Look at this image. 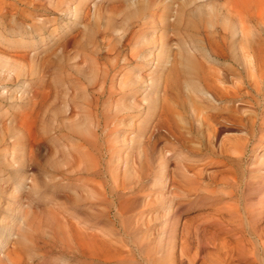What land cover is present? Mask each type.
Here are the masks:
<instances>
[{
    "label": "rangeland",
    "instance_id": "1",
    "mask_svg": "<svg viewBox=\"0 0 264 264\" xmlns=\"http://www.w3.org/2000/svg\"><path fill=\"white\" fill-rule=\"evenodd\" d=\"M197 3L0 4V260L264 264V65L244 45L264 22L208 33ZM209 38L218 53L205 57ZM182 51L192 77L176 69ZM215 77L225 89L205 102ZM77 232L99 244L80 247Z\"/></svg>",
    "mask_w": 264,
    "mask_h": 264
},
{
    "label": "bare ground",
    "instance_id": "2",
    "mask_svg": "<svg viewBox=\"0 0 264 264\" xmlns=\"http://www.w3.org/2000/svg\"><path fill=\"white\" fill-rule=\"evenodd\" d=\"M4 1H6V0H0V4L2 2H4ZM218 1H220V0H199V3H197L194 6V8L191 10V13H190V16L192 17L193 20H203L205 22L204 28L210 29V31H208V33H213L215 31V30L211 29V28L214 27L215 21L220 22V24L224 27V29H226V30L228 29V30H230L232 32L234 30H236L235 23H236V25L238 24L241 27V31H244L245 28H243V27L246 25L247 17L251 16V15L256 16L259 19L260 22H264V0H224L225 1L224 12H222V13H220L219 12V8H217ZM245 38H246V40H245L244 45H245V48L247 47L246 50L244 49L246 51V53H247V55L246 54L245 55L249 57V53L251 51L252 55H255V56L258 57V59L255 58L253 60V62L262 63L264 65V37H259L255 41H253V39H252V41L249 40L247 35L245 36ZM209 44H210L209 49H206L204 51V54L206 55L205 57L215 56L214 53H218V48H217L218 46L216 45V42L214 40H212L211 38H209ZM249 62H251V60H249ZM175 65L178 67L176 69H178V71L180 73H182L183 75H187L189 77H192L193 75H195V73L197 71V61H196V59L191 54L186 53L185 51L181 52L180 57L178 58V60L175 63ZM220 80L221 79L218 78V77H215L214 79L206 80V86L204 88L205 92H203L204 96L206 98L202 97L201 98L202 100H204L205 102H210V103L214 102L217 92L218 91L220 92L222 90L217 85L219 83L222 85ZM187 86L192 87L193 86V82L191 80H188L187 81ZM221 87H223V85ZM223 89H225V88L223 87ZM227 89H230V88H227ZM228 93H229V90H228ZM224 94L226 95V93H224ZM204 101H202V102H204ZM201 104H202L201 106L203 107V103H201ZM204 105H205L206 108L208 107V106H206L207 104L204 103ZM227 105L225 107H227ZM170 106L171 105H168V112H173L171 110ZM201 106L199 108H198V106H194L192 108V110L194 112V120L198 124L200 123V121L202 122V124L204 125L205 132L207 134V140H210L212 138V136L214 135V124H215L214 121L216 119L214 117V114L207 113L206 112V108L203 107L204 109H202ZM207 110H209V109H207ZM227 112H228V110H227ZM162 114L166 116V114H164L163 111H162ZM221 119H223L224 121L227 122L229 120V117L226 114V116L225 115L222 116ZM238 120H240V119H238ZM234 121H236V120H234ZM242 122L243 121L241 120V123ZM74 124L75 125H73V126H74V128L77 131L78 130H86L87 129L86 127H84L85 125H83L81 127L80 124H79V126H76L78 123H74ZM81 125H82V123H81ZM169 127L171 128L172 126L169 124ZM83 128H86V129H83ZM185 131H188V130L185 129ZM261 137H263V136H261ZM213 140H214V136H213ZM210 141H212V139ZM259 146H260V144H259ZM211 149H213V148H211ZM260 156H258V157H260ZM262 157L264 159V155L261 156V158H260L261 160H262ZM195 170H196V172H200V169L196 168ZM78 234L82 236L81 238H79L80 240H78L79 243H80V247H82V248L91 249L92 250V249L95 248L96 244H99V242L97 243V242H95V240H93L94 236H96V238H97L98 234L88 233L87 232L88 237H86L84 235V234H86L85 232L83 234L84 236L80 232ZM105 237L108 238V236H106V235L104 236V238L102 236V238L104 239V240L102 239V241L106 242V240H108V239L105 240ZM98 238H99V236H98ZM109 239H111V238L109 237ZM185 240L186 239L184 238L183 246L186 245ZM109 242H108V244H109ZM102 244H103V242H102ZM109 247L110 246H108V248ZM260 247H262V245H260ZM95 250H97V249H95ZM98 251H99V249H98ZM89 252H91V251H89ZM10 260H11V258L8 259V261H10ZM0 264H6V263L3 260H0Z\"/></svg>",
    "mask_w": 264,
    "mask_h": 264
}]
</instances>
